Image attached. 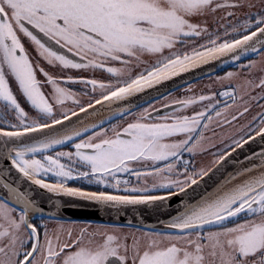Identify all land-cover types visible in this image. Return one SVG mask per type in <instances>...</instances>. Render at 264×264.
<instances>
[{
  "label": "snow or ice",
  "instance_id": "1",
  "mask_svg": "<svg viewBox=\"0 0 264 264\" xmlns=\"http://www.w3.org/2000/svg\"><path fill=\"white\" fill-rule=\"evenodd\" d=\"M149 57L151 69L134 74ZM218 60L241 69L214 78L222 91L209 85L163 114L159 98L141 102ZM105 102L110 115L86 125L80 114ZM253 107L264 109V0H0V264H264V147L243 151L264 142V110L240 124ZM203 155L211 161L197 165ZM33 186L169 218L138 236L93 226L62 215L69 204L42 203ZM48 219L59 224L51 233Z\"/></svg>",
  "mask_w": 264,
  "mask_h": 264
},
{
  "label": "water",
  "instance_id": "2",
  "mask_svg": "<svg viewBox=\"0 0 264 264\" xmlns=\"http://www.w3.org/2000/svg\"><path fill=\"white\" fill-rule=\"evenodd\" d=\"M244 60L246 59H243L242 61ZM236 64L237 62L231 61L225 64L222 63L221 60H218L212 62L211 64L203 65L201 68H198L194 71L182 73L180 76L174 77L173 80L165 82L164 86H157V88L146 89L144 93L140 94V100L142 102L148 97L159 98L161 97V94H167L169 91L172 92L180 87L187 85L188 83H193L206 76L219 73ZM106 103L107 102L102 105H95L96 113L98 114H94L91 109L89 110L88 116H85V114L83 113L80 114V116L84 119L86 125L99 123L101 120L106 119L110 115L108 108L105 106ZM73 119H75V117H73ZM261 147H264V142H261L260 138L256 137L255 141H250L248 145H245L243 151L250 155L254 151H260ZM233 155L236 154L234 153ZM241 159H243L242 156ZM5 163H7V161H5ZM24 187H27V184H25ZM33 191L39 194V197L44 204H47L49 200H60L66 204L71 205L62 212V215L67 217L69 220L90 221L92 223L113 224L146 230H153V226H155V229L159 230L163 227L160 221L167 220L169 218L166 214L157 215L156 213L149 212L143 206L137 208L128 206L123 209L101 211L96 207V205L89 204L84 200H75L65 196H55L51 193H47L45 190L38 189L35 186H33ZM163 194L164 193L156 195ZM175 201L176 198L174 197L172 202L175 203ZM51 210L55 211L54 208H52ZM129 222L131 223L129 224Z\"/></svg>",
  "mask_w": 264,
  "mask_h": 264
},
{
  "label": "flooded vegetation",
  "instance_id": "3",
  "mask_svg": "<svg viewBox=\"0 0 264 264\" xmlns=\"http://www.w3.org/2000/svg\"><path fill=\"white\" fill-rule=\"evenodd\" d=\"M189 51H190V49H189ZM246 62H247V60L246 61H243L241 63H246ZM154 63H155V57L146 58V62L145 63L140 64V65H138L135 68L134 74H137V73H140V72H144V71H146L148 69H151V67H152V65ZM117 66H119V65H117ZM231 68L232 69H237V70L239 69V67L237 66V64L234 65V66H232ZM226 71H227V69L226 70H223V71H221L219 73H216L214 75H216V76H222V75L225 74ZM63 74H68V75H73V76L81 75V76H85V77H88V78L103 79L105 81H107L109 79H112V77L107 72H102L100 70H97L95 72H92V71H81V72H77L75 70H72V71L69 72V71L65 70V72H63ZM215 77H212L213 80H211L210 78L205 77V78H202V79L197 80L196 82H194V84H192V86L193 87H196L198 89L194 93L187 92L186 91V86H184V87H181V88H179L177 90L172 91L171 92V95L168 96V99L167 100H164L162 98V96H161V97H159V101H160L159 104H156L155 106L157 108H161V114H163L167 110L166 109H163L161 107V105H163L164 103H171L173 100L182 99L186 95L200 94L199 92L204 91V89L206 87L209 88L208 86L214 81V78ZM71 87L73 88L74 91H76L78 94H80L81 99H82V102H87V100L89 99V97L82 95V93L84 91L82 85H71ZM213 90H215V88ZM216 90L217 91H222L223 89H221V88H219V86H217L216 87ZM206 93H208V91ZM206 93H204V94H206ZM221 99H226V98H221ZM228 103H231V101L229 100ZM197 110H199V108H197ZM187 111L190 113L192 111V109H188ZM30 115H32V114H30ZM13 122H15V121H13ZM65 150H71V149H65ZM185 158H189L187 156V154H185ZM47 180L48 181H51V182H56V178L54 176L47 177ZM133 181H134V178H133ZM68 184H69V186H72V187H85L87 190H91V191L99 190L96 186H90V185H86V184H81V182H79V181H69ZM161 193H163V192L162 191L161 192H156L154 194H161ZM35 222L36 223H42L41 221H35ZM46 222H47L48 230H49L50 233L59 228V224L57 223L56 220L48 219ZM77 222H84V221H77ZM96 224H100V223H96ZM65 226L67 227L68 225H65ZM127 227H125L126 230L125 229H122V228H121V230L123 232H125V233H134V232L128 231L127 229H130V228H127ZM132 228H134V227H132ZM143 230H146V229H143ZM149 231H151V230H149Z\"/></svg>",
  "mask_w": 264,
  "mask_h": 264
},
{
  "label": "rangeland",
  "instance_id": "4",
  "mask_svg": "<svg viewBox=\"0 0 264 264\" xmlns=\"http://www.w3.org/2000/svg\"><path fill=\"white\" fill-rule=\"evenodd\" d=\"M221 15H223V13H221ZM233 22H235V21H233ZM202 42V41H201ZM253 59H257V60H259V58L258 57H253ZM247 63V62H246ZM228 71H237V72H239V71H241V69L239 68L238 70L237 69H227V71L226 72H228ZM226 72H225V74H226ZM55 74H57V75H61V74H63V73H61L59 70H56V73ZM224 74V75H225ZM244 75H248V73L245 71L244 72ZM262 75V73L259 71V69H256V70H253V78H258L259 76H261ZM216 75H211V77H215ZM223 76V75H222ZM207 78H209V77H207ZM211 80H213V78L211 79ZM191 84H194V83H191ZM210 85H212L213 86V89L215 88V90H216V87L217 86H219V85H216L215 83H214V81L210 84ZM219 88H220V86H219ZM198 89L196 88V87H193L192 86V92L191 93H194V92H196ZM207 91H209V88H205L204 89V91H202L203 93H206ZM199 93H201V92H199ZM207 94V93H206ZM82 100V99H81ZM66 107H68V108H71V107H74V105L71 103V101H67L66 102ZM197 108H199V106H197ZM26 110H27V106H26ZM262 110H264V109H261L260 107H253V109H252V112L249 114V116L246 118V119H244V120H241L240 121V124H245V123H247V121L248 120H251V118H252V116H254V115H256L257 113H259L260 111H262ZM30 114H32V115H34V113H31L30 112ZM239 127H240V125H236L235 126V129H224L223 131H225V132H231L233 135H236L237 134V130L239 129ZM221 130L220 129H217V132L219 133ZM239 134H243V133H239ZM211 159H212V157L210 156V155H203V156H197L196 157V159H195V163L197 164V165H206V164H208L210 161H211ZM67 225V224H66ZM96 225V223H93V226H95ZM77 226H79V224H77ZM125 227H127V226H125ZM125 227L124 226H121V228L122 229H125ZM127 228H130V229H127L128 231H131V232H134V233H136V235L138 236L140 233H138V232H136V229L137 228H132V227H127ZM126 230V229H125ZM142 231H144V232H147V231H149V230H143L142 229Z\"/></svg>",
  "mask_w": 264,
  "mask_h": 264
}]
</instances>
